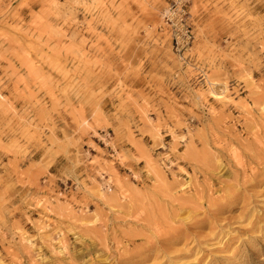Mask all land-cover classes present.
Masks as SVG:
<instances>
[{
	"label": "rangeland",
	"instance_id": "obj_1",
	"mask_svg": "<svg viewBox=\"0 0 264 264\" xmlns=\"http://www.w3.org/2000/svg\"><path fill=\"white\" fill-rule=\"evenodd\" d=\"M174 1L0 0V264H264V0Z\"/></svg>",
	"mask_w": 264,
	"mask_h": 264
},
{
	"label": "built area",
	"instance_id": "obj_2",
	"mask_svg": "<svg viewBox=\"0 0 264 264\" xmlns=\"http://www.w3.org/2000/svg\"><path fill=\"white\" fill-rule=\"evenodd\" d=\"M184 1L186 2L176 0L166 9L161 26V31H167L170 34L173 47L179 54H184L191 49L195 40L193 26L189 22L188 0Z\"/></svg>",
	"mask_w": 264,
	"mask_h": 264
}]
</instances>
